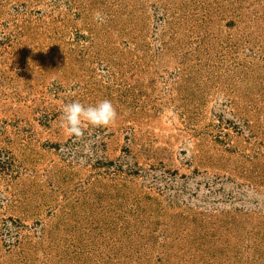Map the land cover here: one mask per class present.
Returning <instances> with one entry per match:
<instances>
[{
    "label": "rangeland",
    "instance_id": "rangeland-1",
    "mask_svg": "<svg viewBox=\"0 0 264 264\" xmlns=\"http://www.w3.org/2000/svg\"><path fill=\"white\" fill-rule=\"evenodd\" d=\"M0 264H264V0H0Z\"/></svg>",
    "mask_w": 264,
    "mask_h": 264
},
{
    "label": "clouds",
    "instance_id": "clouds-1",
    "mask_svg": "<svg viewBox=\"0 0 264 264\" xmlns=\"http://www.w3.org/2000/svg\"><path fill=\"white\" fill-rule=\"evenodd\" d=\"M116 116V109L109 100L87 107L79 101H73L63 107L61 119L62 126H66L71 135L82 137L84 123L94 128L107 127L115 121Z\"/></svg>",
    "mask_w": 264,
    "mask_h": 264
}]
</instances>
